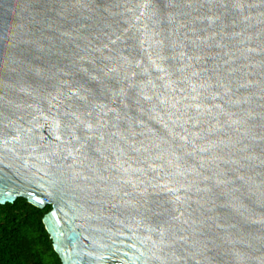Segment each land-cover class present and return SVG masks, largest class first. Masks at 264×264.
Listing matches in <instances>:
<instances>
[{
  "label": "water",
  "instance_id": "95a60500",
  "mask_svg": "<svg viewBox=\"0 0 264 264\" xmlns=\"http://www.w3.org/2000/svg\"><path fill=\"white\" fill-rule=\"evenodd\" d=\"M61 264H264V0H0V203Z\"/></svg>",
  "mask_w": 264,
  "mask_h": 264
},
{
  "label": "trees",
  "instance_id": "16d2710c",
  "mask_svg": "<svg viewBox=\"0 0 264 264\" xmlns=\"http://www.w3.org/2000/svg\"><path fill=\"white\" fill-rule=\"evenodd\" d=\"M50 209L22 196L0 203V264H61L42 221Z\"/></svg>",
  "mask_w": 264,
  "mask_h": 264
}]
</instances>
